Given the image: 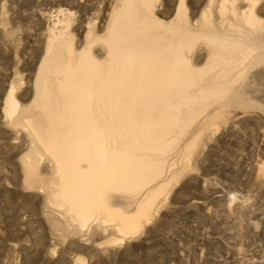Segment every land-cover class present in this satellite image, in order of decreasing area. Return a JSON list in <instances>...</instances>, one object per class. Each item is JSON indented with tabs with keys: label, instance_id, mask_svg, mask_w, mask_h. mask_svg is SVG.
<instances>
[{
	"label": "rangeland",
	"instance_id": "1",
	"mask_svg": "<svg viewBox=\"0 0 264 264\" xmlns=\"http://www.w3.org/2000/svg\"><path fill=\"white\" fill-rule=\"evenodd\" d=\"M122 1L0 0V264H264V0H182L181 10L180 0H150L156 32L186 40L190 93L217 92L180 107L185 126L149 187L169 184L136 234L121 237L102 214L80 228L59 199L34 130L48 126L43 109L64 112L63 65L88 49L106 60ZM107 195L127 214L141 199Z\"/></svg>",
	"mask_w": 264,
	"mask_h": 264
},
{
	"label": "bare ground",
	"instance_id": "2",
	"mask_svg": "<svg viewBox=\"0 0 264 264\" xmlns=\"http://www.w3.org/2000/svg\"><path fill=\"white\" fill-rule=\"evenodd\" d=\"M150 5V0L122 1L105 38L106 60L97 61L88 49L74 64L63 65L57 96L64 112L43 109L48 126L34 130L54 163L59 199L78 226L85 228L102 214L104 222H115L121 237L141 229L169 184L149 187L164 178L165 155L178 140L172 133L185 126L180 107L217 92L190 93L196 82L182 51L186 40L156 32ZM66 49L71 53V45ZM43 92L45 102L50 94L47 88ZM6 105L10 116L16 107L11 93ZM109 191L137 192L141 199L127 214L109 205Z\"/></svg>",
	"mask_w": 264,
	"mask_h": 264
}]
</instances>
